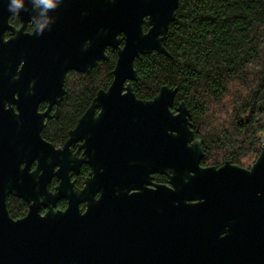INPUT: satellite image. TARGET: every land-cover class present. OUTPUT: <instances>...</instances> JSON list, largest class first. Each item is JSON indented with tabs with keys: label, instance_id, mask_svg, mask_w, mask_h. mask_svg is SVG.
<instances>
[{
	"label": "water",
	"instance_id": "1",
	"mask_svg": "<svg viewBox=\"0 0 264 264\" xmlns=\"http://www.w3.org/2000/svg\"><path fill=\"white\" fill-rule=\"evenodd\" d=\"M178 8L179 0H0V101L24 61L40 85L32 95L26 86L24 96L35 106L23 140L40 144L42 180L60 167L57 193L41 192L46 201H69L64 212L38 217L32 206L28 217L13 221L7 193L30 197L6 189L0 171V264H264V144L250 168L229 161L203 167V142L191 128L190 110L185 103L172 110L179 89L163 86L148 101L132 91L137 58L169 55L165 43ZM12 15L40 24L25 34L24 26L10 25ZM108 48L118 52L112 84L97 93L64 148L55 150L41 137L44 116L36 126L30 114L43 100L59 104L66 74L91 72L108 60ZM9 129L0 123V161ZM82 140L86 159H77L70 146ZM83 162L93 177L78 193L68 173ZM125 173L136 186L112 187L114 176ZM154 173L168 175L172 186L146 187Z\"/></svg>",
	"mask_w": 264,
	"mask_h": 264
},
{
	"label": "trees",
	"instance_id": "2",
	"mask_svg": "<svg viewBox=\"0 0 264 264\" xmlns=\"http://www.w3.org/2000/svg\"><path fill=\"white\" fill-rule=\"evenodd\" d=\"M165 47L168 56L135 60L137 97L149 100L163 86L178 88L176 104L191 112V128L203 142V166L226 161L249 168L264 143V0H179ZM91 74L67 82L57 136L113 80L116 52Z\"/></svg>",
	"mask_w": 264,
	"mask_h": 264
},
{
	"label": "flooded vegetation",
	"instance_id": "3",
	"mask_svg": "<svg viewBox=\"0 0 264 264\" xmlns=\"http://www.w3.org/2000/svg\"><path fill=\"white\" fill-rule=\"evenodd\" d=\"M38 5L39 3L36 4V6ZM9 23L16 30H20L24 26L23 32L25 34H32L34 30L39 26L40 20H35V21L28 20L27 22L24 23L23 19L19 15H12L9 19ZM143 29L145 32H147L149 29L147 20H145L144 22ZM11 37H12L11 33L7 32L6 39H9ZM109 50L112 49L108 48L106 50L108 60H109V55H108ZM112 51L116 52L118 59V52L115 50ZM106 61L104 60L98 61L97 65L89 73L70 70L66 74L64 81L65 94L62 99L61 98L57 99L60 100V103L51 104L49 101L43 100L36 106V111L30 114V116H33L36 119V123L35 121L33 122V124H36V126L40 124L41 116H44L43 128L41 130V137L46 143L50 144L55 150H61L64 148V146L70 139V132L76 128L79 119L90 108L93 100L97 96V93L101 90L107 91L110 87L109 86L106 89L101 88L98 91H96V94L91 99L89 106L86 108L83 114L77 119L76 123L67 129L65 136L58 137L57 132H55L53 129V125H55V122L61 117L63 111L62 108L64 106L63 103L65 101L69 88L67 87L68 80L70 78L72 79L73 77L79 75H89L102 62H106ZM24 65L25 62L21 61L17 67V71L14 72L12 76H10L12 77V79L11 80L8 79L9 80L7 82L8 91L0 101V123L2 125H6L7 127H10L7 152H4L2 154L3 160L0 161V171L2 172L4 177V183L6 189L18 188L23 191L26 197L28 198L30 197L29 199H26L24 197H20L13 193H7L6 208L8 210L10 218L13 221H19L28 217L31 212L32 206L36 207V210L34 211V215L35 216L37 215L38 217H45L50 211L64 212L69 206V201L66 198H61L51 203L50 201L48 202L46 201L45 194H41V192L45 190H47V193L52 196L57 193V188L61 184V179H59L56 173L60 170V167L55 166L52 169V172L49 171L48 176L42 180L41 176L44 175L45 172L43 169H39L38 157L40 156V144L36 143L34 139L30 137H28L27 141L26 139L23 140V133H25L26 126L32 124L31 120H29L28 111L32 110L33 107L35 106L34 98L28 95L24 96L26 86L28 89V94L32 95L35 92L34 89L36 88V86L40 85L37 74L24 70L25 69ZM113 71H112V75H113ZM132 91L136 95L133 87H132ZM124 93H126V91H124ZM22 94L23 97L21 96ZM137 98L140 100H145L139 97ZM177 106L178 105L176 104V98H175V104L172 110L175 111ZM99 113L100 110H97L96 116ZM19 126L21 127L20 130H19ZM29 140L31 144L24 143V141L29 142ZM84 144H85V140H82L70 146V150L72 152L73 157L75 156L77 159H86L84 155L86 148H80ZM203 167H207V166H203ZM26 168H28L27 174L25 173ZM37 170H38V175L36 176L35 173ZM68 175L70 180L69 184L72 185L71 187L72 190L80 193L85 188L86 182L93 177V170L90 164H88L87 162H83L79 165L77 170L72 169L71 171H69ZM134 181H136V178L131 177L128 173L118 174V175L116 174L114 176V182L111 184L112 187H116L117 189H127L128 187H131L133 185L136 186L135 183L134 184L132 183ZM151 183L152 184H149L146 187L154 188L157 185H165L169 187L172 186L170 184L169 176L160 173H154L151 175ZM137 190L138 189H130V193L131 194L136 193ZM99 197H100V193L96 194L95 198L99 199ZM80 210L83 213L86 212L87 204L82 203L80 205Z\"/></svg>",
	"mask_w": 264,
	"mask_h": 264
},
{
	"label": "rangeland",
	"instance_id": "4",
	"mask_svg": "<svg viewBox=\"0 0 264 264\" xmlns=\"http://www.w3.org/2000/svg\"><path fill=\"white\" fill-rule=\"evenodd\" d=\"M263 144H264V143H263ZM253 164H254V163H253ZM253 164H252V165H253ZM252 165H251V166H252ZM249 168H250V167H249Z\"/></svg>",
	"mask_w": 264,
	"mask_h": 264
}]
</instances>
